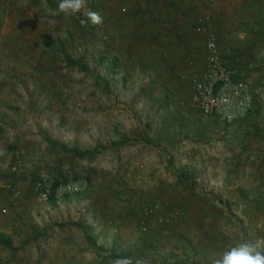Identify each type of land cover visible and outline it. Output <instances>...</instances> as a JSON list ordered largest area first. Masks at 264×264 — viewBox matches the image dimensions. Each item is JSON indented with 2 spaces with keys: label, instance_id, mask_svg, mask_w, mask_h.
<instances>
[{
  "label": "rangeland",
  "instance_id": "374dc122",
  "mask_svg": "<svg viewBox=\"0 0 264 264\" xmlns=\"http://www.w3.org/2000/svg\"><path fill=\"white\" fill-rule=\"evenodd\" d=\"M136 1L87 0L86 7L103 17L91 27L103 40L110 28L115 52L124 46L118 18ZM58 2L0 0V111L7 144L19 148L7 163L12 189L0 184V239L21 249L12 252L0 243V264H98L96 258L108 252L146 264H212L240 242L264 243V88L259 133L250 121L226 124L202 115L190 106L189 95L175 96L172 89L156 87L149 97L140 90L149 78L134 73V63L113 75L110 54L99 63L101 48L69 38L79 31L74 17H86L83 11L66 16ZM240 8V0H211L201 11L224 24L230 44ZM45 45L73 61L87 55L89 74L67 65L64 54L46 55ZM192 72H203L201 63ZM122 134H146L157 143L111 148L80 162L74 168L80 175L81 166L94 168L82 194L57 202H41L33 194L37 173L54 178L72 167L69 150L110 145ZM17 158L23 166L13 174ZM181 171L193 176V187L177 182ZM149 203L160 206L151 216L144 210ZM69 222L85 229L56 227ZM38 232L45 233L37 238ZM87 233L105 253L89 245Z\"/></svg>",
  "mask_w": 264,
  "mask_h": 264
},
{
  "label": "trees",
  "instance_id": "16d2710c",
  "mask_svg": "<svg viewBox=\"0 0 264 264\" xmlns=\"http://www.w3.org/2000/svg\"><path fill=\"white\" fill-rule=\"evenodd\" d=\"M240 1L241 8L239 11L236 10L237 23L231 32L234 38L230 44L224 34L226 30L224 24L213 20L210 13L201 11V6L209 5L211 0H200L198 4L195 3V0H190L188 4L182 0H137L136 3L127 5L129 8H125L118 18L119 26L125 30L121 34L124 46L116 51H120L121 54L114 50L116 35L111 33L110 28H106L108 40H103V38L97 37V31L91 27V23L83 27L75 17L73 23L78 26L79 31L70 35L69 38L74 41L77 37L87 47L101 48L96 54L99 63L106 59L107 54H110L108 66L113 75L118 73L117 70L127 69L130 67L129 65L134 63L131 65L134 73H137L143 80L149 78V81L140 87L142 93L149 97L154 94L156 87L164 88L167 91L172 89L175 96L181 94L188 96L192 83L191 78L194 74L192 71L207 54L204 29L211 28L217 35L218 47L222 57L227 59L229 67L237 70L238 76L235 81H248L252 85L253 108L244 119L237 123L243 125L250 121L255 133H259L260 128L257 119L260 116L259 109L262 103L259 93L264 88V0ZM241 34H243V38H241ZM95 41L98 42L97 45H94ZM62 45L59 43L60 47ZM203 50H205L204 53ZM226 50H228L227 53H224ZM44 51L46 55H53L57 52L64 54L63 61L67 62V65L89 74V68L85 63L87 55L78 61H73L63 53L62 49L56 51L55 48L45 45ZM136 55H138L137 59L135 58ZM254 75H257L259 80L251 81ZM47 141L53 148L58 149L59 145L49 137H47ZM156 143L146 134H138L134 138L122 134L119 140L110 145H98L86 151L71 149L69 152L72 154V167L66 171L63 168L60 169L52 179L55 185L81 178L86 179L90 184L94 168L81 166L82 175H80L74 169L76 166L79 167L80 162L94 161L102 152L111 148L122 149L139 144L156 146ZM170 167H172V163ZM176 179L180 185L194 186L193 176L187 172H179ZM148 205H153V203ZM151 215L153 214L149 216ZM56 227L59 229L72 227L85 229V226L80 222L57 224ZM47 232L48 230H46V234ZM44 233L38 232L36 237L41 238ZM87 240L99 255L105 253V248L98 246L88 233ZM0 243L12 252L21 250L14 248L9 238L0 239ZM108 253L110 256L102 258L98 264H114L116 258L127 257L123 254ZM130 260L132 264H135V260Z\"/></svg>",
  "mask_w": 264,
  "mask_h": 264
},
{
  "label": "built area",
  "instance_id": "2783aa9c",
  "mask_svg": "<svg viewBox=\"0 0 264 264\" xmlns=\"http://www.w3.org/2000/svg\"><path fill=\"white\" fill-rule=\"evenodd\" d=\"M209 1V0H207ZM207 54L201 62L203 72L194 73L191 78L189 104L206 117H214L226 124H234L244 119L253 108V90L248 81H235L237 70L224 61L218 47L217 35L211 28L204 29ZM23 166V159L17 158L11 166L15 174ZM12 189V182H6ZM89 188L86 179L71 180L55 185L45 172H39L33 179L31 190L41 202L60 200L68 196L84 193ZM147 215L160 210L158 204L145 205ZM176 214H172L173 217ZM145 231L146 227H142Z\"/></svg>",
  "mask_w": 264,
  "mask_h": 264
},
{
  "label": "clouds",
  "instance_id": "9594fccd",
  "mask_svg": "<svg viewBox=\"0 0 264 264\" xmlns=\"http://www.w3.org/2000/svg\"><path fill=\"white\" fill-rule=\"evenodd\" d=\"M87 0H59L58 11L67 15H77L83 11L86 19H81V24L99 25L103 23V17L94 10L86 7ZM243 38V34H241ZM114 264H132L127 257H118ZM135 264H146L143 259H137ZM212 264H264V243L240 242L226 249L220 258L212 261Z\"/></svg>",
  "mask_w": 264,
  "mask_h": 264
},
{
  "label": "crops",
  "instance_id": "0c3cea01",
  "mask_svg": "<svg viewBox=\"0 0 264 264\" xmlns=\"http://www.w3.org/2000/svg\"><path fill=\"white\" fill-rule=\"evenodd\" d=\"M4 120H6V117H5L4 113L2 111H0V184H1V182H3V183H5V186H6V182H8L9 180H6L5 176L8 173V169L10 168L7 165L8 159H9L11 154H14L15 152H19V148L16 147L15 144L14 145L12 144L11 146L7 144L6 129H5V125H4ZM4 141H5V143H4ZM9 182H11V181H9ZM14 195H16V197H18L17 195H19V193H16ZM70 198H72V197H70ZM22 199H26V198L22 196ZM58 201H61V200H58ZM52 202H57V201H52ZM8 204L10 205V202H8ZM96 260H98L97 262L99 263L102 259L96 258Z\"/></svg>",
  "mask_w": 264,
  "mask_h": 264
}]
</instances>
